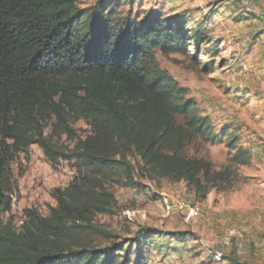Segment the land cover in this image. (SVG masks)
I'll return each instance as SVG.
<instances>
[{"label": "trees", "instance_id": "obj_1", "mask_svg": "<svg viewBox=\"0 0 264 264\" xmlns=\"http://www.w3.org/2000/svg\"><path fill=\"white\" fill-rule=\"evenodd\" d=\"M121 4L97 0L78 9L77 0H0V215L7 207L2 179L10 154L37 145L51 165L64 160L75 171L66 189L54 191L56 206L47 216L25 210L19 231L0 226V264H148L145 248L153 239L185 240L183 233L160 231L119 240L92 223L112 213L104 184L117 172L127 186L139 184L126 152L141 171L185 183L199 201L230 184L226 170L184 154L194 140H220L153 56L196 60L209 41L206 29L189 27L185 14L121 16ZM205 71H212L210 62ZM69 119L86 121L90 132L76 139ZM49 122L48 139L43 124ZM55 136L75 141L68 154L54 147ZM96 237L112 241L94 247Z\"/></svg>", "mask_w": 264, "mask_h": 264}, {"label": "rangeland", "instance_id": "obj_2", "mask_svg": "<svg viewBox=\"0 0 264 264\" xmlns=\"http://www.w3.org/2000/svg\"><path fill=\"white\" fill-rule=\"evenodd\" d=\"M96 2L77 0V8ZM155 12L185 14L189 27L202 24L206 29L209 41L198 48L196 60L158 51L153 56L157 67L186 90L184 99L195 102L220 140L214 145L194 140L184 154L210 161L216 171L226 170L230 184L210 189L199 201L185 183L141 171L126 152L139 184L127 186L125 174L117 172L104 184L113 196L112 213L97 215L92 223L119 240L149 231L186 235L183 241L149 242L148 264H264V0H122L119 8L121 16L133 18ZM195 49L189 47V53ZM207 62L210 72L205 71ZM69 123L76 139L90 132L84 120ZM50 124H43L48 139ZM74 143L65 136L52 139L64 154ZM71 164L60 160L51 165L37 145L10 154L2 179L7 207L0 226L19 231L25 210L47 216L48 208L56 206L54 191L66 189L75 177ZM91 241L104 247L112 239Z\"/></svg>", "mask_w": 264, "mask_h": 264}]
</instances>
